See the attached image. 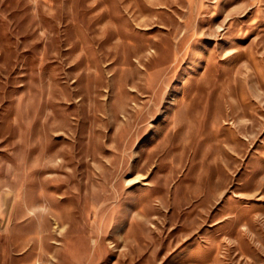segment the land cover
I'll use <instances>...</instances> for the list:
<instances>
[{
  "label": "rangeland",
  "instance_id": "374dc122",
  "mask_svg": "<svg viewBox=\"0 0 264 264\" xmlns=\"http://www.w3.org/2000/svg\"><path fill=\"white\" fill-rule=\"evenodd\" d=\"M0 264H264V0H0Z\"/></svg>",
  "mask_w": 264,
  "mask_h": 264
}]
</instances>
